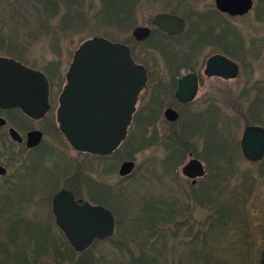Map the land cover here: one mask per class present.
I'll use <instances>...</instances> for the list:
<instances>
[{
    "label": "rangeland",
    "instance_id": "374dc122",
    "mask_svg": "<svg viewBox=\"0 0 264 264\" xmlns=\"http://www.w3.org/2000/svg\"><path fill=\"white\" fill-rule=\"evenodd\" d=\"M122 1L116 0V3L114 0V5H122ZM103 3L104 0H0V37L4 41L0 57L16 56L26 66L42 70L56 61L53 54L58 47L57 52L62 57L61 60H64V66L61 67L63 72L69 62V51L75 50L86 40L100 37L135 48L139 60L143 62H164L160 52L154 47H160L165 43L174 52L181 50L182 42L187 40L186 33L190 31L192 34L193 30H196L197 22L193 14L204 12L208 8L214 9L212 0H140L136 5L135 17L129 18L122 16L127 14V11H118L119 8L116 6L110 12L112 4L109 1L107 3L110 4L108 9L110 13H104ZM160 12H174L187 16L188 27L185 35L167 42L150 38L142 45L136 44L132 39V29L150 24L151 17ZM209 13L213 19L212 23L218 22V17L213 12ZM255 15L254 11L247 17L233 22L240 30L244 48L249 52L247 56H243L246 70L244 74H240L237 81L225 83L218 80L205 81L200 87L198 98L191 106L182 110L181 120L176 124L177 130L174 129V132L164 133L162 130L166 128L160 125L156 134L147 129V118L138 115L136 127L131 135L136 147L134 154L136 171L131 180L125 181L120 191L117 189L119 192L115 193L120 197L121 194L128 193L133 199L131 201L129 198L127 200L129 203L115 202L119 204L115 206L119 217L115 239L96 243L85 254L76 253L72 248L70 252L69 249L68 252L65 251L63 239L57 244L49 245L46 250H41L42 247L35 249L34 243H30V240L41 241L42 216L34 207L32 199L29 201L30 208L21 209L28 188L33 189V193L39 192L38 183H34L38 172L32 168L29 171L31 175L22 171L28 174L26 179L29 178V181L27 183L23 181L21 185L19 178L14 192L10 193L11 202L4 203L1 208L3 211L0 209V264H15L11 258L6 259L3 254V243L8 238L15 241L16 246L26 247L28 250L22 256L14 253L17 256L15 261L20 264H188L185 259H189V264H192L193 256L198 253L200 257L194 261L198 264H258L259 255L264 247L259 235L264 229L260 217L264 204V162L248 164L244 159L235 158L231 161L234 166H230L226 162H219L220 157L216 153L224 151L226 143L231 142L230 150L237 155L233 144L238 142L247 121L231 110L233 103L241 107V113L247 114L251 109L254 118L250 120L264 124V36L258 31L260 26L251 24V21L255 22ZM253 25L256 27L253 28ZM161 41L163 43H160ZM233 42V51H238L240 46L235 40ZM214 50L212 47L204 49L199 55L200 60L203 61ZM213 93L217 97L216 105L223 113L220 114L222 118L219 114L214 116L215 121L210 126L209 113L199 115L200 117L197 115L208 108L210 101L214 99L210 97ZM256 94L260 95V98L251 101L252 95ZM187 123L189 129L181 130V126ZM199 125L203 126L201 132L198 129ZM174 139H177L175 144ZM66 150V158L74 161V173L68 180L74 182L73 186L79 189L77 181H82L85 166L81 156H76L69 149ZM188 152L194 154L196 158H203L208 170L210 169L207 182L213 173H216V167L222 170V175L219 176L220 179L225 178V184L219 187L222 191L226 187L239 190L242 186H244L242 189L248 186L251 189L250 182L254 184L252 187L254 193L247 203L248 212L253 215L250 220L251 228L244 229L235 225L237 219L232 222L233 209H225L226 205L222 204V198L213 196L212 183H204L197 188L198 199L196 198V204L193 203L194 188L180 177L179 170L177 175L172 170L176 163L180 161L182 165L187 160L185 155ZM26 157L27 152L20 154V163ZM227 177L233 178L229 180ZM2 197H6V193L2 194ZM148 197L159 203L164 199L170 204H175L177 210L181 211L178 220L189 221L187 228L170 225L162 231L160 228L157 230L154 225V229L159 232L161 230L157 236L155 230L142 218L144 210H140L141 202L143 199L146 201ZM255 202L258 205L253 207L252 203ZM242 204L245 205L243 201ZM14 207L19 209L17 218L15 213L9 212ZM221 208L225 211L223 215L221 214L222 219L219 222L218 219L221 217L217 212H221ZM142 225L149 228L143 229ZM246 234L250 236L246 238ZM4 253L11 256L13 249L8 247V251Z\"/></svg>",
    "mask_w": 264,
    "mask_h": 264
},
{
    "label": "flooded vegetation",
    "instance_id": "af4514ba",
    "mask_svg": "<svg viewBox=\"0 0 264 264\" xmlns=\"http://www.w3.org/2000/svg\"><path fill=\"white\" fill-rule=\"evenodd\" d=\"M212 2L214 5L213 10L211 8H208L204 12L193 14L196 17L195 21L197 22V27H195L196 30H193L192 34H190V31L188 32L189 34L186 33V29L188 27V17L180 13L174 14V12L157 13L151 17L149 21L150 24H146L145 26H136L132 29V39L136 44L139 45L146 43L150 38H155L157 40L160 39L167 42L169 40L171 41L177 38H181L186 33L185 36L187 37V40L182 42L183 47L179 51L174 52V50H172L170 46L165 45V43L160 47H154L156 51L160 52L161 58L165 60L164 62H143L139 60L140 58H138L139 55H137L135 48H130V46L118 42L128 46L134 62L137 65H141L144 67L146 71V83L137 97L135 109L130 117L129 123L126 128V135L123 141L114 151L110 152L109 154H92L89 152L77 151L68 143L64 135L59 130V124L57 122V112L60 107L59 99L67 83L66 75L72 63L73 56L80 45L75 50L69 51V62L67 68L63 72L61 71V67L64 66V60H61L62 57L58 54L59 52H57L58 47L55 48L56 51L53 54V57L56 58V61L52 62L51 66L42 70L35 69L42 72L48 81V109L41 117H29L19 108H0V120H2L0 121V171H3L0 172V209L3 208L4 203L6 204L11 202L10 193L14 192V188L16 187L19 178L21 185L23 181L24 183H27L29 181V178L26 179V177L28 174L31 175L29 171L34 168L38 172V176L34 179V183H38L39 192L33 193V189L31 190L28 188V190H26L27 195L24 196L25 200L24 202L22 201L21 209L27 210V208H30L29 201L30 199H32L35 203L34 207L42 216L43 226L41 227V229L43 235L40 238L41 241H35V239L30 240V243H34L35 249L42 247L41 250H46L49 245L57 244V242H61V240L63 239L66 248V250H64L68 252L69 249L70 252L71 246L69 245L63 232L57 225L56 215L54 214L53 209V199L60 193H64V200L59 203L60 208H62L63 206H67L66 198L68 194H70L73 201L79 206L88 204L92 207H102L112 214L114 219L113 236L102 240H94L90 248L96 243H105L115 239L118 233L119 225V217L117 215L118 210H115V206H118L119 204H115V202L118 201L120 203V201L125 202L129 200V198L131 199V201L133 199V197L128 193L121 194V197L119 195L117 196L115 193H118L120 191L121 185H123L125 181L131 180L136 171V164L134 161L136 147L135 142H133L131 139V135L133 129L136 127L138 115L141 114L147 118V129L156 134L159 131L157 128H159L160 125L166 128L165 130H162V132L164 133L174 132V129L177 130L176 124L181 120L182 110L191 106L198 98V94L201 90L200 87L205 83V81L218 80L224 83L237 81L240 74H244L246 65L243 58L247 56L249 52L244 48L240 30H238V28L233 25V22L239 21L255 11V22L250 20L252 22L251 24H256L258 27L260 26L259 28L257 27L258 31L261 32L264 36V0H251L252 7L247 13L234 16L219 11L216 8L215 0H212ZM139 3L140 0H123L122 4L126 5V7H130V14L129 12H127V14H124L122 16L134 18L136 5ZM209 12H213L218 17V22H216L215 24L212 23L213 19L209 16ZM158 14H169L183 19L184 29L182 33L174 35L162 31L153 22L155 16ZM256 25H253V28H255ZM137 27H147L150 30V35L148 36V38L142 41L136 40L133 36V31ZM3 37L5 38V36ZM234 40L240 46L238 51H233ZM163 41H161L160 43H163ZM5 45L7 46L8 44L5 43ZM3 47L4 41L0 37V49H3ZM208 47H212L215 50L212 54L201 61V56L199 55L204 49ZM17 48L20 49L19 46ZM217 56L220 58L212 64L213 68L216 71L230 73L232 71L233 63L237 67V75L235 77H223L217 74H207L206 69L208 60L212 57ZM1 57L12 59L17 63H21L20 58L16 56ZM187 76L190 78L189 80H186V83H182V91L187 94L190 91L192 81L195 80L194 94L191 101L183 102L177 98L176 93L178 91L179 82ZM115 88L116 87H114V89ZM111 90V87L102 88L100 96L101 102L105 100L102 105L104 107H106L107 103L110 101ZM210 97H213L214 99L210 101L208 108L203 109L202 112L197 116L202 114L207 115V113H209L211 115V117H209L211 120L210 126H212L213 121H215L214 116L219 114V116L221 117L220 114L223 113V111H221L220 107L216 105L215 99L217 100V97L215 96V93H213V96ZM252 97L253 100L251 101H255L256 99L258 100V98H260V95L256 94L255 96L252 95ZM240 108L239 105H236V103H233L231 108V110H233L236 115L247 121V124L242 130L238 142H235V144H233V147H235L236 149L237 155L233 153L234 151L232 152V150H230L231 142L227 141L229 143H226L227 146L225 147V150L220 153L216 152L218 157H220L218 161L223 163L226 162L230 166H234L231 161L235 158H238L239 160L244 159L248 164H262L264 162V156L258 161L248 160L244 156L241 151L240 141L242 134L246 128L257 127L264 129V124L260 121L252 122L250 120L254 118V114L252 113L251 109L246 114L241 113ZM168 110L174 111L177 114L176 120L170 121L167 118L166 112ZM188 125L189 124L187 123L186 125L184 124L183 126H181V130L188 128ZM205 125L204 127L206 128ZM202 128V125L198 126L200 132ZM11 131L15 134L12 135ZM29 135H31V137H29ZM29 138L31 142L35 143L31 147L27 146ZM176 140L177 139H174V142H172L175 144ZM66 149H69L76 156H81V161L85 166L83 170L84 176L82 177V181H77L79 183V189H76L73 186L74 182L68 180V177H71L74 173V161L72 159L66 158ZM23 152H27L28 157L24 158L20 163V154H22ZM121 152L123 153L121 154ZM228 153L230 154L227 157ZM185 157H187V160L182 165L181 163H179V161L173 166L172 170L173 172L175 171L176 175L177 170H179L180 177L187 181L189 185L194 188L193 190L195 195H193V203L196 204V201L198 199V197L196 196L199 194L197 193L199 189L197 188L201 184L203 186L204 183H212L211 185H214V191H212L213 196L222 198V204L226 205L225 209H233L232 222L237 219L235 225L244 229L251 228L250 223L252 222L250 220L253 215L249 214L247 203L250 202L249 198L254 193V189H252L254 184L249 181L251 183V189H249L248 186L246 189H242L244 187L242 186V188L239 190H232L231 188L227 189L226 187L225 190L222 191L219 187L222 186V184H225V178H219V176L222 175V170L220 168L216 167V173H213L211 179L207 182L206 179L208 176V171L210 169L208 170L207 165L202 160L203 158H196L191 152H188ZM191 159H196L202 164L204 170L203 176L189 178L182 174V168ZM124 162H133L134 168L130 174L123 176L120 175V168ZM95 167L96 169H94ZM22 171H26L28 174L26 172L22 173ZM235 174L237 175V173ZM112 178L115 179L112 180ZM227 178L230 180L233 177ZM2 191H5L4 193H6V197H2V194H4ZM13 197L14 196H12V198ZM242 201L245 204L244 206L242 204ZM127 203L129 202L127 201ZM157 203H159V201H156L153 198L149 197L148 199H146V201L145 199H143V202H141L142 207H140V210H144V212H142V218L149 223L150 228H153L154 225L157 230L158 228H160L162 231L164 230V228H169L170 225H178L181 228H187L189 221H186V219H182V221L178 220L179 216L181 215V211L177 210L178 208L177 206H175V204H170L169 202H167V200L164 199L160 201L161 206L155 205ZM260 204H262V202ZM252 205L253 207H256L258 203L255 202L254 204L252 203ZM260 208L262 207L260 206ZM225 209L223 210L221 208L222 211L217 212V214L221 217L220 220L218 219L219 222L222 219V215ZM1 211L3 210L1 209ZM9 212L12 214L15 213V218H17L19 209L14 207L11 208ZM260 217L261 223L264 226V204L260 213ZM146 225H142V228H149V226ZM154 230L157 236L158 233L160 235L161 230L160 232L156 229ZM194 234H196V232H194ZM259 235L262 238L261 241L262 245L264 246V229ZM157 236H155V238ZM245 236L246 238H248V236L250 235L246 234ZM254 238H256V235ZM252 241L254 242V240ZM8 247L9 249H13V253L11 256H6V254L4 253L5 251H8ZM2 250L4 251L3 254L6 259L7 257L11 258L15 264H20V262L15 261V259H17V256H15L14 253H18L22 256L28 251L26 247L16 246L15 241H11V239L9 238L5 239ZM263 250L264 247L262 251ZM198 257H200L199 253L193 256L192 264H198L194 262ZM185 260L189 264L190 260Z\"/></svg>",
    "mask_w": 264,
    "mask_h": 264
},
{
    "label": "water",
    "instance_id": "95a60500",
    "mask_svg": "<svg viewBox=\"0 0 264 264\" xmlns=\"http://www.w3.org/2000/svg\"><path fill=\"white\" fill-rule=\"evenodd\" d=\"M215 5L219 11L234 16L247 13L252 2L215 0ZM153 22L168 34H180L184 29V20L169 14H158ZM149 35L147 27H137L133 31L138 41ZM219 58L208 60L207 74L235 77L237 67L233 63L230 73L213 68L212 64ZM188 76L179 82L176 93L183 102L191 101L194 94L195 80L187 94L182 91V83L189 80ZM66 81L57 112L60 132L77 151L104 155L114 151L126 135L137 97L145 86L144 67L135 64L128 46L95 37L83 42L75 52ZM103 87L112 89L106 107L102 106L105 100L101 102L100 96ZM0 108H19L29 117H41L48 109V81L45 75L12 59L0 57ZM166 114L170 121L177 119L174 111L168 110ZM34 144L29 138L27 146ZM240 145L248 160H260L264 156V129L246 128ZM133 168V162H124L120 175L130 174ZM182 174L189 178L201 177L204 175L203 166L198 160L191 159L182 168ZM63 195L60 193L53 199L54 214L59 229L76 253L84 252L95 239L112 236L114 219L108 210L88 204L78 206L70 194L66 198L67 206L60 208ZM258 264H264V250Z\"/></svg>",
    "mask_w": 264,
    "mask_h": 264
},
{
    "label": "trees",
    "instance_id": "16d2710c",
    "mask_svg": "<svg viewBox=\"0 0 264 264\" xmlns=\"http://www.w3.org/2000/svg\"><path fill=\"white\" fill-rule=\"evenodd\" d=\"M110 2L111 4H112V7H111V9L109 8L110 7V4L109 3H107V2ZM115 2H116V0H115ZM117 2H118V0H117ZM116 2V3H117ZM104 7H103V12L105 13L106 12V14H108V13H110L111 12V10H112V8H113V10L115 9V6L116 7H118L119 8V10L118 11H127V12H129L130 11V7H126V5H124V4H122V5H114V0H104ZM108 9H110V12L108 11ZM155 205H157V206H161V203H157V204H155ZM85 254V253H84ZM81 256H83L82 254H81Z\"/></svg>",
    "mask_w": 264,
    "mask_h": 264
}]
</instances>
